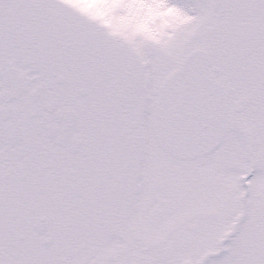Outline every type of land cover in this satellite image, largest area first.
I'll list each match as a JSON object with an SVG mask.
<instances>
[{
    "label": "snow or ice",
    "instance_id": "obj_1",
    "mask_svg": "<svg viewBox=\"0 0 264 264\" xmlns=\"http://www.w3.org/2000/svg\"><path fill=\"white\" fill-rule=\"evenodd\" d=\"M0 264H264V0H0Z\"/></svg>",
    "mask_w": 264,
    "mask_h": 264
}]
</instances>
